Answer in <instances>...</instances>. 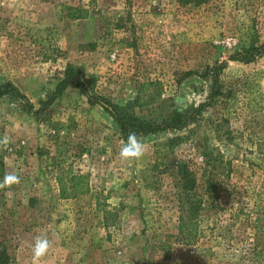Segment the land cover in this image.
Wrapping results in <instances>:
<instances>
[{"label":"rangeland","instance_id":"1","mask_svg":"<svg viewBox=\"0 0 264 264\" xmlns=\"http://www.w3.org/2000/svg\"><path fill=\"white\" fill-rule=\"evenodd\" d=\"M196 2L0 0V85L14 84L37 112L14 93L0 97V138L10 141L0 144V182L20 177L0 188L8 264H33L34 239L45 234L53 247L38 264H264V53L253 55L264 45V0ZM68 7L91 15L70 20ZM221 64L211 106L181 130L141 137L138 160L119 156L120 126L75 82L50 101L72 66L90 93L118 105L159 80L161 102L136 114L188 117ZM184 162L205 208L193 246L166 243L178 233ZM61 170L88 175L90 194L60 199ZM208 179L215 192H205Z\"/></svg>","mask_w":264,"mask_h":264},{"label":"trees","instance_id":"2","mask_svg":"<svg viewBox=\"0 0 264 264\" xmlns=\"http://www.w3.org/2000/svg\"><path fill=\"white\" fill-rule=\"evenodd\" d=\"M206 0H197L196 4L205 3ZM67 17L70 20H86L91 15L88 7H68L66 8ZM254 56L264 53V45L254 49ZM234 61H242V58H232ZM225 64L218 65L214 68L213 88L206 103L200 104L190 116L183 113L175 112L169 118L158 123L153 119L139 116L135 112V108H150L156 106L161 102L164 93V85L159 80H146L139 84L137 97L125 105L113 104L104 97L96 96L89 92L87 83L83 79L82 73L75 67L67 66L64 73V78L59 82L53 93L50 101L61 96L65 90L72 84L76 83L81 93L88 99L91 105H99L115 120L120 126V131L125 139L129 132H136L138 136H150L157 132L165 130H181L185 128L188 123L196 118L202 111L208 109L215 97L219 95V78L218 70L224 68ZM94 80H90L89 84H93ZM14 93L26 102L27 110L36 115L34 106L24 96L21 91L12 83L8 82L0 85V97ZM187 117V118H186ZM186 118V119H185ZM185 119V120H184ZM1 139V138H0ZM155 166H153L154 168ZM3 168V157L0 156V169ZM179 226L178 233L175 236H168L166 243L170 239L180 245L193 246L197 244L201 238L200 222L203 212L205 211L203 200L199 199L195 194L200 187V180L197 174L191 170L187 163L179 164ZM57 183L60 190V199L70 200L78 196L88 195L91 192L90 177L85 174H72L60 171L57 177ZM207 189L205 192H215L218 183L214 180L208 179L206 181ZM111 212H106V217L111 216ZM108 224V222H106ZM9 256L5 248L0 245V264H8Z\"/></svg>","mask_w":264,"mask_h":264},{"label":"clouds","instance_id":"3","mask_svg":"<svg viewBox=\"0 0 264 264\" xmlns=\"http://www.w3.org/2000/svg\"><path fill=\"white\" fill-rule=\"evenodd\" d=\"M179 106V103H178ZM9 138L5 136L3 139H0V144L7 145L9 143ZM146 153V145L143 142V139L137 135L136 132H129L127 135L126 141L123 143L119 151V156L126 161H133L141 159ZM20 183V177L14 172H6L4 179L0 182V188L5 186H12L14 184ZM53 247L52 240L45 234L43 236H37L34 239L32 245V259L33 264H38V262L46 257L50 250Z\"/></svg>","mask_w":264,"mask_h":264}]
</instances>
